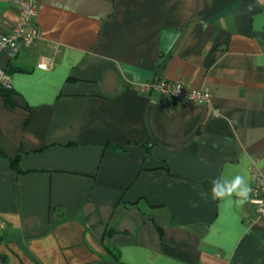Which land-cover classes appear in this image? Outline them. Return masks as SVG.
<instances>
[{
    "label": "crops",
    "instance_id": "crops-1",
    "mask_svg": "<svg viewBox=\"0 0 264 264\" xmlns=\"http://www.w3.org/2000/svg\"><path fill=\"white\" fill-rule=\"evenodd\" d=\"M32 1L36 44L0 48V264H264V220L211 196L264 177V0ZM16 18L0 0V37Z\"/></svg>",
    "mask_w": 264,
    "mask_h": 264
},
{
    "label": "built area",
    "instance_id": "built-area-1",
    "mask_svg": "<svg viewBox=\"0 0 264 264\" xmlns=\"http://www.w3.org/2000/svg\"><path fill=\"white\" fill-rule=\"evenodd\" d=\"M16 8L17 18L8 33L0 37V48H7L13 53L31 48L39 38V30L35 25L34 17L36 6L32 0H7ZM54 65V58L49 61H40L36 64L39 69L49 70ZM0 82L10 87L7 76L0 71ZM134 88L144 93H160L178 102L190 104H206L209 102L211 93L208 89L190 90L184 84L167 81L163 78H155L144 83H137ZM251 192L248 202L253 207L256 215L264 220V177L252 169ZM6 230V222L0 218V234Z\"/></svg>",
    "mask_w": 264,
    "mask_h": 264
},
{
    "label": "clouds",
    "instance_id": "clouds-1",
    "mask_svg": "<svg viewBox=\"0 0 264 264\" xmlns=\"http://www.w3.org/2000/svg\"><path fill=\"white\" fill-rule=\"evenodd\" d=\"M257 64L258 66H264L260 65L259 61H257ZM261 164H264V161H261ZM250 192L251 189L248 186L247 180L242 175H235L230 182L223 186L218 185L215 179L212 181L211 196L214 200L235 197L234 203L237 206H243L247 202ZM201 195L206 198L208 193L205 192Z\"/></svg>",
    "mask_w": 264,
    "mask_h": 264
},
{
    "label": "trees",
    "instance_id": "trees-1",
    "mask_svg": "<svg viewBox=\"0 0 264 264\" xmlns=\"http://www.w3.org/2000/svg\"><path fill=\"white\" fill-rule=\"evenodd\" d=\"M3 72L5 75H9V71L3 69ZM0 96L3 98L4 100V104L6 105L7 108H12L15 107L17 104L13 99L14 96V90L11 87H6L4 86L1 82H0ZM0 157H6L5 153L3 152L2 148L0 147ZM9 165L12 169H14L16 172H21L20 167H19V159L18 157H14V158H9ZM109 231L106 230L104 232V236L103 239L107 238ZM2 235H0V241H2ZM109 251V249H108ZM110 253L113 256V253L110 250Z\"/></svg>",
    "mask_w": 264,
    "mask_h": 264
}]
</instances>
